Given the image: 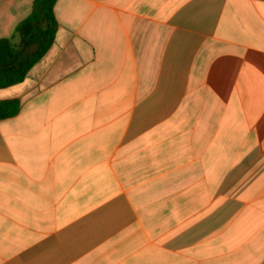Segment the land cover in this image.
<instances>
[{
	"label": "crops",
	"instance_id": "obj_1",
	"mask_svg": "<svg viewBox=\"0 0 264 264\" xmlns=\"http://www.w3.org/2000/svg\"><path fill=\"white\" fill-rule=\"evenodd\" d=\"M34 0H0V39ZM0 90V264H264V0H57Z\"/></svg>",
	"mask_w": 264,
	"mask_h": 264
},
{
	"label": "trees",
	"instance_id": "obj_2",
	"mask_svg": "<svg viewBox=\"0 0 264 264\" xmlns=\"http://www.w3.org/2000/svg\"><path fill=\"white\" fill-rule=\"evenodd\" d=\"M57 0H34L29 16L11 37L0 39V90L23 82L48 53L58 31ZM18 99L0 100V120L16 116Z\"/></svg>",
	"mask_w": 264,
	"mask_h": 264
}]
</instances>
